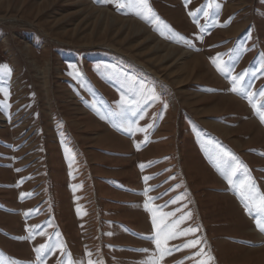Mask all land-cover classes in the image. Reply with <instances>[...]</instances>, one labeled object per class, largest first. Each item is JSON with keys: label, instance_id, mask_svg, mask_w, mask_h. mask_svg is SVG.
I'll return each mask as SVG.
<instances>
[{"label": "rangeland", "instance_id": "rangeland-1", "mask_svg": "<svg viewBox=\"0 0 264 264\" xmlns=\"http://www.w3.org/2000/svg\"><path fill=\"white\" fill-rule=\"evenodd\" d=\"M262 91L264 0H0V264H264Z\"/></svg>", "mask_w": 264, "mask_h": 264}, {"label": "snow or ice", "instance_id": "snow-or-ice-1", "mask_svg": "<svg viewBox=\"0 0 264 264\" xmlns=\"http://www.w3.org/2000/svg\"><path fill=\"white\" fill-rule=\"evenodd\" d=\"M98 2H100V3H104L105 0H98ZM186 2H188V0H186ZM121 6H123V5H121ZM189 15H195V13H194V12H190ZM157 19H158V17H157ZM222 55H223V54H221V53H217V57H216V58H213V61H212V62H213L214 64H216V60H217L220 56H222ZM217 69H218V71H221L222 73H227L228 71H230L229 68H226V67H225V68H222V67H220L219 65H217ZM243 78H244V74H240V75L237 76V77H232V82H233V85H234V86L232 87L231 91H233V92H237V93H242V92H243V90H242L241 88L235 86V85L238 83V81H239V80H243ZM261 94H264V91H262ZM262 119H264V117H262ZM140 167L143 168L144 165H140ZM145 179L147 180V179H149V178H148V177H145ZM22 198H24V195H23V194H22ZM250 213H253V214H254V219H255V221H256V226H257V228H258L260 231L264 232V197H261V202H260V205H259L258 207H256L255 209H250ZM29 214H30V213H29ZM165 227H167V225H165ZM188 231H195V230H194V229H190V230H188ZM181 234H186V232H185V233H181ZM176 235H177L176 233H173L172 236H171L170 238H175ZM152 239H155V237H153ZM199 243H200V241H199V239H197V240H195V241H189V242L185 243V244L182 245V246H176V247H168V248H165V249H163L162 251H163V252H166V253H171V252H173V251H177V250H179L181 247H184V248L195 247V246H196L197 244H199ZM157 244H158V246H159V241H157ZM41 249H44L45 252L51 250V249H49L46 245H41L40 248L36 249V251H37V252H40ZM202 251H203V250L201 249V252H202ZM41 254L43 255L44 253H41ZM194 255H199V253H195ZM89 264H92V262L90 261Z\"/></svg>", "mask_w": 264, "mask_h": 264}]
</instances>
